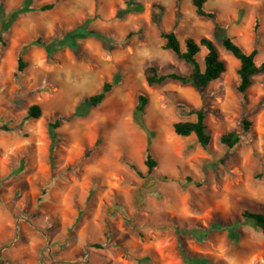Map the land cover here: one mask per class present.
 <instances>
[{
  "label": "rangeland",
  "instance_id": "obj_1",
  "mask_svg": "<svg viewBox=\"0 0 264 264\" xmlns=\"http://www.w3.org/2000/svg\"><path fill=\"white\" fill-rule=\"evenodd\" d=\"M204 9L217 28L191 0H0V264H264V236L241 217L264 214V73L243 99L238 62L220 43L227 35L256 47L263 61L264 0H205ZM158 24L182 46L187 37L216 45L226 71L203 95L170 80L147 86L148 66L191 71L163 49ZM105 82L113 86L98 106L83 102ZM140 93L145 127L133 118ZM32 105L39 119L27 117ZM202 105L206 150L172 128ZM231 131L240 141L228 149L219 138Z\"/></svg>",
  "mask_w": 264,
  "mask_h": 264
},
{
  "label": "trees",
  "instance_id": "obj_2",
  "mask_svg": "<svg viewBox=\"0 0 264 264\" xmlns=\"http://www.w3.org/2000/svg\"><path fill=\"white\" fill-rule=\"evenodd\" d=\"M192 6L194 7L195 14L204 19L210 20L215 28L218 27V23L215 20V15L211 12H207L204 9L205 0H191ZM55 3H47L39 7V11H49L53 9ZM19 13V11H18ZM15 14V13H13ZM15 16V15H13ZM159 36L163 40V49L173 53L176 58L190 67V74L184 76L178 73H167L159 74L154 66H148L144 70V78L148 87H154L163 84L165 81L170 80L177 82L181 85H189L200 94H204L207 87L214 81L218 80L221 75L226 71V64L220 59L218 49L214 42L207 38L202 37L198 41L193 38L187 37L181 45L174 30L165 31L158 24ZM258 21L256 20L254 26V33H257ZM0 43L4 45V41L0 35ZM37 45H42L40 39L36 40ZM221 46L225 52L230 54L237 62L238 68L236 74L239 79L237 85V91L243 99L247 98V92L253 84V77L264 73V60L259 64L256 63L255 59L258 55V49L255 47L250 52H247L241 45L236 43L233 38L225 35L220 40ZM48 48L47 46H45ZM201 49L205 50V54L200 62L198 60ZM26 67L25 62L21 55L17 58V72H22ZM112 84L105 82L100 90L89 97L84 99V103L89 104L91 107L98 106L107 96L112 89ZM147 105V97L144 94H138L136 104L134 107L133 118L136 123L145 127L141 121L142 116L145 114V107ZM177 110L183 109V106L177 105ZM189 113L195 115L194 121H178L172 126L173 133L176 136L185 138L194 135L196 141L203 149H208L211 137L207 132L205 125V107L202 105L199 109L189 110ZM27 117L32 119H39L41 117V108L38 105H32L28 108ZM251 125L246 119L242 120V127L244 131H247ZM51 129V149L55 147L57 135L54 129L60 126L59 121H54L48 124ZM6 130V128H4ZM240 141V133L237 131H231L224 133L220 136L219 142L221 145L226 146L228 149H232ZM150 149H146V160L145 165L148 171H151L155 167V162L150 156ZM133 170L139 173L135 166H131ZM241 217L245 222L252 221L254 226L264 236V214L254 213L249 211H243ZM195 236L201 235L200 233L194 232Z\"/></svg>",
  "mask_w": 264,
  "mask_h": 264
},
{
  "label": "built area",
  "instance_id": "obj_3",
  "mask_svg": "<svg viewBox=\"0 0 264 264\" xmlns=\"http://www.w3.org/2000/svg\"><path fill=\"white\" fill-rule=\"evenodd\" d=\"M110 234L109 233H107L106 234V236H105V240H103L101 243H100V248H105L106 246H107V240L109 239V236ZM107 239V240H106ZM89 258H90V249L89 248H85L84 249V252H83V260L86 262V261H88L89 260Z\"/></svg>",
  "mask_w": 264,
  "mask_h": 264
}]
</instances>
